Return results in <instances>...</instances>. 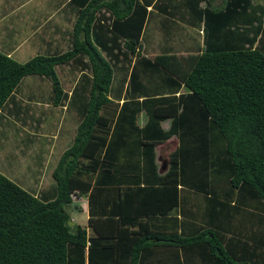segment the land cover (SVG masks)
<instances>
[{
  "label": "trees",
  "instance_id": "16d2710c",
  "mask_svg": "<svg viewBox=\"0 0 264 264\" xmlns=\"http://www.w3.org/2000/svg\"><path fill=\"white\" fill-rule=\"evenodd\" d=\"M214 1L68 0L76 17L61 43L67 49L24 62L0 51V119L35 75L50 81L52 105L78 121L52 169V193L32 194L0 172V264H151L149 253L163 244L177 249L178 264L179 249L191 246L217 264H264V0ZM151 11L163 16V52L153 57L143 47L155 30L146 26ZM188 28L201 29L202 45L181 55L171 39L185 41ZM61 65L81 72L70 96ZM173 135L176 150L160 176L154 148ZM180 184L203 196L210 225L192 235L146 232L169 218ZM83 201L91 232L67 209ZM243 210L259 228L255 240L237 238L251 258L234 259L214 225L229 228V214Z\"/></svg>",
  "mask_w": 264,
  "mask_h": 264
},
{
  "label": "crops",
  "instance_id": "0c3cea01",
  "mask_svg": "<svg viewBox=\"0 0 264 264\" xmlns=\"http://www.w3.org/2000/svg\"><path fill=\"white\" fill-rule=\"evenodd\" d=\"M29 1L30 0H10L7 8H5L0 15V24L3 21H7L8 23L7 26L5 25L0 26V51L3 52L4 54L11 56L12 58H14L19 62H24L23 59L21 60L16 59L18 57L23 56L22 47L24 48L26 47L27 49H32V47H34L35 49H32V51H36V49L39 48L38 49L39 53L44 55L57 53L61 50L63 51V49H67V46H64V48H62L61 43L67 41L66 36L69 33L68 31L72 29L75 20L74 17H76L74 15L75 11L73 10L71 13L70 9H68V11L73 15L74 20H72V18L68 20V17L66 16V14H64V12L61 14V11H64V8L68 0H44L43 4H39V7L43 5V9L41 10V12L39 11L38 13H36L35 11L32 12L33 8L29 10L30 8L29 7L28 10L26 9V11L29 12L26 15H22L20 17L18 15H12L17 10V8L19 7L24 8L29 3ZM215 1L213 2L214 7H219L222 5L221 4L216 6ZM148 10H151L150 6L148 7ZM160 15L161 14L157 13L156 11H151L150 13L151 17L147 22L146 26L156 29L158 27L157 25H159L160 22L163 20V16L160 18ZM155 20H158L156 25H155ZM151 21L153 25L149 26ZM67 22L69 23L68 25ZM40 30L41 33H39ZM153 31L154 30L149 32L150 34L148 37L149 44L147 46L150 49L149 50L147 49V52L145 51V55L149 57H151L149 54L154 53L153 56H155L162 49L160 44L161 37L158 34L156 38H153V41L150 40V36L153 34ZM182 36L183 37L185 36L184 46H185L186 54L190 52L194 47L197 46L198 48L201 47L202 45L201 29L199 30L198 28H188L186 29L185 35L182 34ZM146 43H144L143 40V47H146ZM61 66H65L63 68L67 70V72H65L62 77L71 79V83L69 85L71 87L68 89V95L70 96L71 90L75 85L76 81L78 80L81 72L79 68L76 67H72L73 69H71L69 65H61ZM68 70H73L74 74H71ZM32 76L35 75L26 76L24 80L20 83V85L14 90L13 95L8 102L10 103L9 106L6 109L3 108V110L1 111L2 117L8 118L10 117V115H12L11 113L14 112L13 109L16 100V103L22 102L23 104H25V107L27 106L28 108L30 107L29 106L30 103L33 102H38L42 104V106H46V108L40 110L42 114L43 111L45 114V119L41 118L40 123H42V125L41 126L39 125L40 129L42 126L48 123H53V121L55 122V120L52 119L53 116L61 117V119H57L58 123L60 122V120L61 121L66 120L67 122L70 123L71 120H69L68 117L66 118L62 114V111L61 112L56 111V109H58L59 107L63 108L66 111L67 109L66 105L54 106L51 103V99L48 101V97H46V99L43 98L35 99L33 97L32 99L27 94L28 92H26L27 88H26L25 80L30 79V77ZM58 77L63 86L62 77H60L59 75ZM33 78L35 79H32V83L35 82L36 80H40V81L48 80L45 77H39V76H35ZM16 93L18 94L16 95ZM48 96L52 97V95H48ZM47 107L51 108L50 109L51 113H49ZM21 109H24V107L21 106ZM19 115L20 114H18V116ZM33 116L34 114L28 115L29 118H33ZM76 117L77 115H75V120ZM0 120H2V118ZM145 122H146V114L144 113V111H141L137 117V123L139 126H143ZM169 124H170L169 120L162 122V126L165 129L169 127ZM33 128L34 126H32V129ZM34 132H29V133H34ZM39 134H43V132L40 131ZM46 136L49 139V136L48 135ZM170 139H172L173 142L175 143L174 148L171 149V151L170 150L168 151L167 157H165L166 155L164 153L158 155L157 146L165 142H168ZM177 141H178L177 137L173 135L170 138H168L165 142L158 143L155 145L154 148L156 155L155 163L157 166L158 175L160 176L163 175L169 168L170 154L176 150ZM53 143H54L53 140H49L50 145ZM167 146H169L168 143L162 149V151L167 150ZM165 152L167 154V151ZM166 159H168L167 162L165 161ZM26 167H28V165H26ZM52 169L50 170V176ZM11 177L14 178L12 174ZM177 190L179 192V202L177 206H175L173 209L170 210L169 212L170 214H168L167 216L169 218L168 219L166 217L163 218L162 223L160 221H155L153 225L149 226L151 227V229L148 227L146 232L153 234L154 232L161 230L163 234L177 232L181 234L186 233L192 235L193 232L197 231L195 229V226L197 227V225L198 226L210 225L208 220L206 219V216L203 215L204 212L206 211L205 208L207 207L205 205L204 198H202L203 196L197 195L196 193L187 190L186 187L181 186V184L178 185ZM240 215H242L241 218ZM229 216H232V219L235 220L233 221L232 226L228 225L229 228L222 230V229H218V226L216 227V225H214V229H217L220 232L226 234V236H224L223 242L227 250V253H229L231 257H233L234 259L236 258L250 259L251 258L250 248L246 247L247 246L246 244H243L240 241H238L237 238H242L245 241H247V239H249L250 241L255 240L254 233L257 232L259 228L258 223L256 221V217L250 216L248 221H245L247 216V212L245 210L240 211V214L238 215L229 214ZM86 217H87V211H86ZM196 250L197 249H195V247L192 246L186 248L185 250H181L180 248L179 255L182 264H217L218 263L216 257L211 255L206 249L205 250L202 249V251L200 252H197ZM176 251L177 249L175 247H172L171 245L170 246H167V244L156 245L153 248V251L150 252L151 254L149 253V256L147 258H149L151 264H178L177 262H179V259L178 256L176 255ZM204 253L206 255H204Z\"/></svg>",
  "mask_w": 264,
  "mask_h": 264
},
{
  "label": "rangeland",
  "instance_id": "374dc122",
  "mask_svg": "<svg viewBox=\"0 0 264 264\" xmlns=\"http://www.w3.org/2000/svg\"><path fill=\"white\" fill-rule=\"evenodd\" d=\"M9 1L10 0H0V15L2 11L5 8H7ZM255 1H261V0H255ZM43 3L44 0H30L29 3L24 8L23 7L17 8V10L12 15H18L19 17L22 15H26L29 13L28 11H26V9L28 10L29 7H30L29 10L33 8L32 12L34 11L36 13H38V11L41 12V10L43 9V5L39 7V4H43ZM221 4H222L221 0L215 1L216 6ZM63 12L68 17V20L71 18L72 20H74L75 17L73 18V15L68 11L67 7L64 8V11H61V14ZM161 17L162 15H160V18ZM157 21L158 20H155V25L157 24ZM68 24L69 23L67 22V25ZM3 25L7 26L8 25L7 21H3L0 24V26ZM152 25L153 24L151 21L149 26ZM158 29L159 26L157 29L153 31V34L150 36L151 41H153V38H156L158 36L157 35ZM39 33H41V30ZM66 38L67 39L69 38V33L66 36ZM147 39L148 41L146 43V38H144V43H146V47L149 50L150 48L147 46L149 44V38ZM177 41H179V44H177ZM172 42L174 43L176 48H178V54L186 55L185 52L186 50L184 46L185 41H180V39L177 40L174 37L172 39ZM32 49L35 48L32 47ZM32 49H27L26 47L25 48L22 47L23 56L18 57L16 59L18 60L23 59V61H27L32 56L41 54L38 51L39 48H37L36 51H32ZM159 52L161 53L163 51L160 50ZM149 55L152 57L154 53H151ZM63 67L65 66H60L57 68L58 75L60 77H62L63 74L67 72V70L64 69ZM68 71L71 74H74L73 70H68ZM33 77L35 76H32L30 77V79L25 80L26 88H27L26 92H28L27 94L32 99L33 97L35 99H40V98L46 99V97H48V101H49L51 99V96L48 95H52V88L50 81L36 80L35 82L32 83V79H35ZM62 80H63V89L65 90V93H67L68 89L71 87L69 86L71 83V79L62 77ZM77 81L72 89H74V87L76 86ZM82 81H84V79H82ZM17 94L18 93H16V95ZM9 100L5 103L3 108L6 109L9 106L10 104L8 103ZM21 106H23L24 109L27 107V106L25 107V104H23L22 102L16 103L15 100L14 109L21 108ZM29 106H30L29 111L28 109L26 111L28 112L27 115L20 114L17 117V114L13 112L12 115H10V117H8L7 119L0 120V172L32 194L37 195L41 190L48 192V194H50L52 193V188H53L52 187L53 180L51 179L50 176V170L56 164L61 153H63V151L71 144L75 135V129L78 124V121H77V117L75 120L76 114L74 110L71 109L69 111V108H67L65 111L63 108L59 107L58 109H56V111L58 112L62 111V114L66 118L68 117V119L71 120V122L69 123L66 120L65 121L60 120V122L58 123L57 119H61V117L53 116L52 119H54L55 122L53 121V123H48L42 126L41 129L39 128L38 130H36L35 129L36 122H40L41 118L45 119L44 111L42 114L40 110L46 108V106H42V104L38 102L30 103ZM47 108L49 113H51L50 110L51 108L49 107ZM29 114H34L33 118H29L28 117ZM33 125H34V129H32ZM39 125L41 126L42 123H40ZM40 131L43 132V134L45 135L39 134ZM28 132H34L33 135L35 136L32 137L29 136ZM46 135L49 136V139ZM49 140H53L54 143L50 145ZM167 143L169 144V146H167V150L162 151V149L167 145ZM174 146L175 143L173 142L172 139H170L168 142L158 145L157 146L158 155L164 153L166 155L165 157H167L168 151L169 150L171 151V149H173ZM165 151H167V154ZM36 156H38L39 158H37ZM165 161L167 162L168 159H166ZM26 165H28V167H26ZM11 174L14 176V178L11 177ZM80 206H81L80 209L82 208V212H80L79 208H78L79 211L78 210L76 211V209L72 211L70 207L67 208L72 216L71 222L73 221L74 223H78L82 227L86 228L88 232H91L90 228H88L87 226L85 201L81 202Z\"/></svg>",
  "mask_w": 264,
  "mask_h": 264
}]
</instances>
